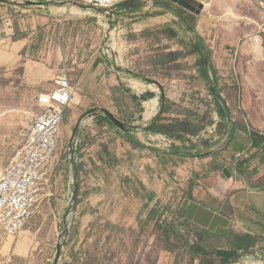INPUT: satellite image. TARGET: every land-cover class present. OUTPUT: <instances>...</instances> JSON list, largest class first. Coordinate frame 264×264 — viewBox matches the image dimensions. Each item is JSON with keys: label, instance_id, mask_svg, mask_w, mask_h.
Masks as SVG:
<instances>
[{"label": "rangeland", "instance_id": "374dc122", "mask_svg": "<svg viewBox=\"0 0 264 264\" xmlns=\"http://www.w3.org/2000/svg\"><path fill=\"white\" fill-rule=\"evenodd\" d=\"M199 1L205 7L197 15L178 0L140 1L142 8L132 14L116 13L121 3L111 12L81 8L65 0H0V173L20 143L21 127L43 110L40 97L55 87L63 70L75 86L92 53L102 60L105 57L113 73L120 70L125 79L147 87L152 84L158 94L160 87L146 79L159 81L168 99L166 116L189 110L199 115L194 121L207 124L212 132L201 131L196 142H204L201 153L211 157L213 152L221 153L228 135L209 83L197 67V57L186 54L169 68L161 65V55L169 53L166 49H174L172 56L179 58L178 51L189 39L201 42L214 66L211 81L234 123L262 129L264 5L249 0ZM156 2L172 6L174 13L165 7L155 10ZM177 12L190 17L195 34L181 27ZM164 19L166 23L158 22ZM161 29L176 30L178 35L172 38L171 33H160ZM16 42L23 45H13ZM215 71L219 80L213 79ZM124 84L134 88L135 82ZM42 99L47 102L46 97ZM87 104L91 102H72L65 112L61 150L35 215L15 238L0 232V264H55L63 242L58 264H201L192 254L194 245L186 239L194 237L196 230L185 218L188 200L182 181L171 179L170 167L163 162L157 167L163 174L159 185L143 190L139 153L110 145V141L104 145H110L117 159L103 165L95 156L93 163L91 141L95 139L82 147V137L75 133L80 116L90 109ZM120 104L135 117L141 111L131 94ZM218 130L223 135L217 140ZM73 136L78 137L76 147ZM166 143L168 149L174 145ZM175 144L182 148L184 143ZM164 177L169 182L164 183ZM218 177L227 182L221 171ZM213 184L212 189H221L216 181ZM247 252L251 254L233 262L235 256L227 264H264L263 254Z\"/></svg>", "mask_w": 264, "mask_h": 264}, {"label": "crops", "instance_id": "0c3cea01", "mask_svg": "<svg viewBox=\"0 0 264 264\" xmlns=\"http://www.w3.org/2000/svg\"><path fill=\"white\" fill-rule=\"evenodd\" d=\"M132 1L121 3L117 6L118 10L116 9L115 12L118 14L136 13L142 8V3L138 2L146 0ZM249 1L253 4L260 3L264 5V0ZM153 6L155 10H162V7H165V11L174 13L172 6L166 7L162 2L153 3ZM171 16L173 17V15ZM164 20L158 22L164 24L167 22V20ZM181 23V27L186 29L188 34H195V31L193 32L187 29V26L182 20ZM160 28V26L156 27V29ZM162 30L160 33H166L168 31L170 34L172 31L171 29H166V31ZM173 32L175 34L171 33L172 35H170L172 38H175L178 32L176 30H173ZM189 40L187 43H184L187 47L183 45L180 51H178L179 58L172 56L174 49L172 51L166 49L169 53L161 55V65L163 68H169L173 62H178L177 59L185 57L186 54L189 57L196 56L197 67L201 75L207 79L210 89L211 83L209 79H212L210 69L213 68L214 70V66L211 62L210 54L207 52V46L201 45V42L198 43L191 41V39ZM19 43L21 46L23 45L22 42H16L13 45ZM197 47L198 52L195 50ZM181 50L184 52H181ZM88 59L75 83L72 102L78 104L81 101H90L91 104H87L90 109L96 107L105 108L128 125L146 126L131 133H123L101 113L87 117L81 123L77 134L82 137V147L90 143V138L95 139L91 141L92 162L94 163L96 156L103 165H110L109 162H112L110 158L117 159L116 152H112L110 149V145L114 144H120L125 151L139 153L137 157L141 160L140 170L142 171V174L139 175V184H142L144 187L154 184L159 185L163 174L159 173L157 167H162L163 162L169 166V176L171 179L182 181L185 196L188 200L185 218L193 223L196 234L194 237L192 235L193 238L187 237L186 239L188 243L190 242L194 245L192 248L194 258L201 259L202 261L204 260L203 257L205 259L211 258L215 261L218 259L216 262L222 264L223 257L221 254L223 252H238V255L245 252L238 248L239 245L243 244V241H247V237H254L257 240V246L252 251H258L257 254L261 253L264 255V124L262 129L257 127L250 129L245 125L234 123V119L230 116V110L224 106L225 116H220L222 119L221 123L224 127L223 131L227 133L228 138L222 146L223 150L221 153L217 151L211 153V157L204 156L201 153L203 148L202 143L204 142L200 141L197 144L196 139L199 138L201 131L210 130L212 132L208 128L210 126L202 123L201 125L203 127L197 135L191 136L184 134L180 140L149 131L148 128L152 126L157 117H165L166 121L164 122L166 124H173L180 121L191 124L196 122L194 121L196 115L190 110L188 113L186 112L177 116L174 114L172 116H166L169 110L167 113L161 114V96L158 94L159 92L156 93L154 91L152 84L150 85L151 87H147L145 84L138 82V80L130 81V79H125L123 77L125 73L120 70H115L113 73L111 63L105 60V57L103 60L101 57L97 58L96 53H92V56ZM215 75L216 77H213V79L219 80L217 71H215ZM126 80L131 83L135 82L134 88L133 86L124 84ZM156 90L158 91L157 88ZM216 90L219 96L217 87ZM130 94L134 100V104L141 108V111L136 117L132 113H125L124 107L120 104V100L122 98L126 99ZM214 100L215 106L218 109V102L222 103L220 96L217 98L214 95ZM177 118L179 119L177 120ZM218 131L219 134L217 137L215 136L217 140L223 135L220 130ZM112 134L117 139L115 137L112 138ZM108 136L110 140H108ZM108 141L111 144L104 145L109 144ZM178 141H183L182 148L176 146L175 143ZM166 142L174 144L173 146L181 152L193 150L191 156L169 154L168 152L173 146L168 149ZM192 145L195 146V149H192ZM205 145L208 147L207 142ZM103 147H107L110 157L104 153ZM196 152L199 153V156H193ZM239 152H247L248 156L234 158ZM101 155L106 159V162L101 161ZM148 165L153 167L151 172H149ZM225 168L231 171L233 175L232 179L226 178L227 182L222 180L218 181V173L220 171L223 173ZM163 181L164 183L165 181L169 182V179L164 177ZM215 181L216 184H220V190L216 191L212 189L211 185H214L213 182ZM197 247L199 248L198 253L195 252V248Z\"/></svg>", "mask_w": 264, "mask_h": 264}, {"label": "built area", "instance_id": "2783aa9c", "mask_svg": "<svg viewBox=\"0 0 264 264\" xmlns=\"http://www.w3.org/2000/svg\"><path fill=\"white\" fill-rule=\"evenodd\" d=\"M128 1L131 0H65L105 9ZM68 73L63 70L55 87L43 95L47 102L40 97L43 110L21 127L20 143L1 170L0 232L9 238L17 237L35 215L47 176L61 150L64 116L75 90ZM247 156V152L236 154V158Z\"/></svg>", "mask_w": 264, "mask_h": 264}, {"label": "trees", "instance_id": "16d2710c", "mask_svg": "<svg viewBox=\"0 0 264 264\" xmlns=\"http://www.w3.org/2000/svg\"><path fill=\"white\" fill-rule=\"evenodd\" d=\"M130 2V1H128ZM125 3V2H122ZM169 4V3H168ZM165 6H169L166 5V3H164ZM181 20L185 23V25L187 26V29L189 31H195V26L191 25V20H189L190 17L184 15V13L182 12H177L176 13ZM192 18V17H191ZM168 32V31H166ZM172 34H175V32H173V30L171 31ZM171 34V35H172ZM195 50L198 52V47L195 48ZM210 90L211 92L217 97L219 98L218 94H217V90L216 87H212L210 86ZM168 99L165 98V104L162 107V114L163 113H167V111L169 110V106L167 104ZM218 111L220 113L221 116H225V111H224V105L221 102H218ZM222 106V107H221ZM196 117L201 118L199 115H196ZM164 121H166L165 118H158L150 128H148L149 131L157 133V134H163V135H167L168 137L172 138V139H176V140H180V138L182 137V135L184 134H189L191 136H195L197 135L198 132L201 131V128L203 127L202 125H199V123L193 122V123H189V122H184V121H180V122H176L173 124H166ZM104 148V153H106L108 155V157H110L109 151L107 149V147H103ZM192 149H195V146L192 145ZM193 151V150H192ZM192 151H184L181 152L179 151L178 148H176L175 146H173L170 150H169V154L172 155H178V156H184V155H190L191 156V152ZM193 156H199V153L196 152V154H194ZM111 160H116V158H110ZM101 161L102 162H106V159L103 157V155H101ZM140 187L145 190V187L140 184ZM247 241H243L242 245H239V250H244V251H250L253 248H255L257 246L256 243V239L254 237H247L246 238ZM195 252L198 253L199 252V248H195ZM238 255V252H230V253H222L221 256L223 257L222 259V264H227L231 259H233L235 256ZM208 259V258H207ZM201 264H216V261L213 259H208V260H203L201 261Z\"/></svg>", "mask_w": 264, "mask_h": 264}, {"label": "water", "instance_id": "95a60500", "mask_svg": "<svg viewBox=\"0 0 264 264\" xmlns=\"http://www.w3.org/2000/svg\"><path fill=\"white\" fill-rule=\"evenodd\" d=\"M178 4L181 5L183 8L187 9V10H190L191 12L199 15L201 13V11L204 9L205 7V3L204 2H200L199 0H178ZM26 3H36L37 2H30V1H25ZM52 3H59V2H56V1H52ZM70 3V2H68ZM74 6H79L81 8H93L94 7H91V6H88V5H84V4H72ZM96 10H102L103 9L106 11V10H110L111 12H113V8H95ZM146 80L148 81H152L153 83L157 84L160 89H161V93H160V96H161V100H162V107L164 106L165 104V93L163 92V86L162 84L157 81V80H151L149 78H147ZM209 82L211 83V86L212 87H215L211 81V79H209ZM97 113H101L103 114L106 118H108L110 120V122L118 129L120 130L121 132L123 133H131V132H134L135 130H138V129H142V128H145L146 126L144 125H128L126 124L125 122H123L122 120L118 119L117 117H115L109 110L105 109V108H100V107H96V108H93V109H90L89 111L85 112L80 120L78 121V124L76 126V130H75V133L77 134L78 133V130L80 128V125L81 123L89 116L91 115H94V114H97ZM162 114V113H161ZM159 117H157L155 119V121L158 119ZM154 121V122H155ZM78 135V134H77ZM78 137H74L73 136V142H75V147L77 145V142H78ZM75 149V148H74ZM77 170V169H76ZM223 174L225 175L226 178L228 179H232L233 175L231 173V171L228 169V168H225L223 170ZM76 186V185H75ZM75 192H77V189H75ZM67 223V222H66ZM67 234V232H66ZM64 237V235H63ZM64 243H61L59 244L58 248H57V255H56V261H55V264H58L59 263V260H60V257H61V254H62V249L64 247ZM247 254H251L250 252H246V253H243V254H240L238 255L235 259H233V262H237V260H240L242 259L244 256H248Z\"/></svg>", "mask_w": 264, "mask_h": 264}, {"label": "bare ground", "instance_id": "6f19581e", "mask_svg": "<svg viewBox=\"0 0 264 264\" xmlns=\"http://www.w3.org/2000/svg\"><path fill=\"white\" fill-rule=\"evenodd\" d=\"M73 101V100H72Z\"/></svg>", "mask_w": 264, "mask_h": 264}]
</instances>
